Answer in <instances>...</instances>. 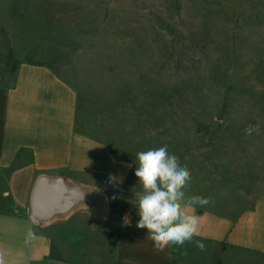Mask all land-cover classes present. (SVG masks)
<instances>
[{
  "label": "rangeland",
  "instance_id": "rangeland-1",
  "mask_svg": "<svg viewBox=\"0 0 264 264\" xmlns=\"http://www.w3.org/2000/svg\"><path fill=\"white\" fill-rule=\"evenodd\" d=\"M37 54L123 120L135 155L167 145L191 171L188 194L211 198L206 208L228 210L235 200L222 197L238 183L227 167L214 183L212 160L264 162V0H0V75L7 56ZM250 124L260 133L245 135ZM216 251L185 253L203 264H264V252Z\"/></svg>",
  "mask_w": 264,
  "mask_h": 264
},
{
  "label": "crops",
  "instance_id": "crops-1",
  "mask_svg": "<svg viewBox=\"0 0 264 264\" xmlns=\"http://www.w3.org/2000/svg\"><path fill=\"white\" fill-rule=\"evenodd\" d=\"M5 65L11 74L0 75V264H76L75 255L92 257L91 264H203L185 253L194 244L158 252L147 229L136 227L143 188L123 120L111 117L89 97L88 88L77 86L38 54L7 56ZM233 163L211 161L214 183L225 167L234 169L228 174L238 181L236 191L222 197L235 200L228 210L215 201L211 208L185 209L200 218L194 239L217 255L232 249L264 252V181L254 182L264 179V162ZM40 175L103 190L108 215L102 220L79 210L47 226L36 225L31 202ZM115 212H120L119 226L111 234L107 222ZM220 261L225 264L227 258L212 264Z\"/></svg>",
  "mask_w": 264,
  "mask_h": 264
},
{
  "label": "clouds",
  "instance_id": "clouds-1",
  "mask_svg": "<svg viewBox=\"0 0 264 264\" xmlns=\"http://www.w3.org/2000/svg\"><path fill=\"white\" fill-rule=\"evenodd\" d=\"M244 131L248 136L259 134L260 126L250 124ZM136 161L135 176L143 188L137 203L140 219L136 227L147 229V239L158 252L186 243L204 251V242L194 239L200 218L185 209L204 208L212 201L209 197L188 194L192 174L187 165H181L179 157L171 154L167 145L137 152Z\"/></svg>",
  "mask_w": 264,
  "mask_h": 264
},
{
  "label": "water",
  "instance_id": "water-1",
  "mask_svg": "<svg viewBox=\"0 0 264 264\" xmlns=\"http://www.w3.org/2000/svg\"><path fill=\"white\" fill-rule=\"evenodd\" d=\"M31 204L32 220L41 227L66 219L79 210H89L104 220L110 209L103 190L48 175H40L37 179Z\"/></svg>",
  "mask_w": 264,
  "mask_h": 264
}]
</instances>
